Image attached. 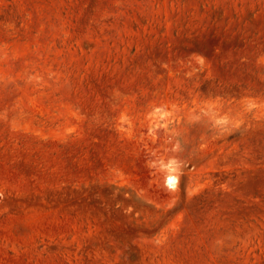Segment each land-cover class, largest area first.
Instances as JSON below:
<instances>
[{"label":"rangeland","instance_id":"1","mask_svg":"<svg viewBox=\"0 0 264 264\" xmlns=\"http://www.w3.org/2000/svg\"><path fill=\"white\" fill-rule=\"evenodd\" d=\"M0 264H264V0H0Z\"/></svg>","mask_w":264,"mask_h":264},{"label":"bare ground","instance_id":"2","mask_svg":"<svg viewBox=\"0 0 264 264\" xmlns=\"http://www.w3.org/2000/svg\"><path fill=\"white\" fill-rule=\"evenodd\" d=\"M174 177H175V176H174ZM173 181H174V180H173ZM168 182H169V183H172L171 177L168 178Z\"/></svg>","mask_w":264,"mask_h":264}]
</instances>
